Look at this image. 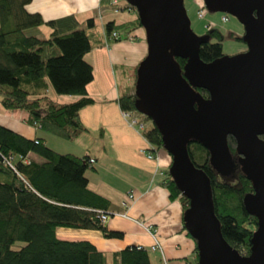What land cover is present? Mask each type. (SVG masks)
I'll list each match as a JSON object with an SVG mask.
<instances>
[{"label":"trees","instance_id":"trees-1","mask_svg":"<svg viewBox=\"0 0 264 264\" xmlns=\"http://www.w3.org/2000/svg\"><path fill=\"white\" fill-rule=\"evenodd\" d=\"M31 1L0 0V103L6 111L25 112L27 123L35 129L73 141L86 131L80 119L81 110L93 104L86 90L93 80V68L84 57L93 48L94 19L80 24L73 16H66L45 22L40 14L26 11ZM112 2L114 11L119 12ZM126 8L135 11L128 4ZM42 26L49 30L44 39L37 33ZM137 28H142L138 18L121 25L109 22L104 26V34L111 44L122 39L120 31L129 35ZM206 35L210 40L200 47L199 56L210 63L224 56L222 35L217 29L207 31ZM96 45L101 46L102 42L97 40ZM176 62L181 69L186 64L183 59ZM137 69L134 91L122 94L118 104L121 112L134 114L144 122L141 136L165 153L157 127L135 109ZM49 89L75 100L57 105L48 99ZM196 91L203 98L208 96L204 90ZM227 145L233 169L224 180L211 167L209 152L201 144L189 142L187 151L193 164L210 179L214 213L224 240L239 254L250 257L257 218L247 213L243 200L254 189L240 170L231 136L227 137ZM29 154L38 160L28 159ZM165 154L169 168L171 156ZM92 163L87 156L59 154L44 139H29L0 125V264H107L106 255L91 242L56 237L59 228L97 230L105 239L120 240L124 236L122 232L108 230L99 219L100 214L110 215L109 204L88 186L85 173ZM162 186L171 199L182 204L185 213L188 200L168 173ZM111 264L151 262L145 249L126 247L112 254ZM193 264H197L196 244Z\"/></svg>","mask_w":264,"mask_h":264},{"label":"water","instance_id":"water-1","mask_svg":"<svg viewBox=\"0 0 264 264\" xmlns=\"http://www.w3.org/2000/svg\"><path fill=\"white\" fill-rule=\"evenodd\" d=\"M125 1L135 9L147 45L136 72L135 109L157 127L171 156L168 174L188 200L183 221L196 244L197 264H264V0H202L209 12L238 21L246 45L244 52L210 63L199 56L210 37L192 31L184 0ZM176 59L186 61L183 69ZM228 136L254 189L243 200L247 213L257 218L250 257L224 240L210 179L187 151L189 142L201 144L213 170L228 177L233 169Z\"/></svg>","mask_w":264,"mask_h":264},{"label":"crops","instance_id":"crops-1","mask_svg":"<svg viewBox=\"0 0 264 264\" xmlns=\"http://www.w3.org/2000/svg\"><path fill=\"white\" fill-rule=\"evenodd\" d=\"M112 0H32L26 6L29 13L40 14L45 22L73 16L80 24L94 19L96 31L92 34L93 48L84 57L93 68V80L87 94L93 104L82 109L80 119L86 128L73 141H65L35 129L27 123L23 111H6L0 103V125L29 139H44L45 144L59 154L87 156L93 163L85 176L91 191L108 201L110 214L126 213L131 219L111 216L106 228L123 233L122 239H105L97 230H56V237L63 241H89L107 257L111 264L113 253L126 247L148 251L151 264H160L158 251L151 252L152 238L133 220L151 227L162 247L168 264H193L194 241L184 227V210L178 200L169 197L162 186L163 177L156 175V163L148 160L141 150L147 149L141 134L131 129L121 117L118 99L128 92L134 72L147 54L144 30L135 29L131 34L119 33L120 41L109 43L104 26L113 22L121 25L136 20L135 11L126 8L125 0H116L119 12L111 6ZM38 36L49 34L42 26ZM131 38V39H129ZM97 40L102 42L96 45ZM47 97L57 105L75 100L58 96L51 89ZM160 168L168 169V156L160 151ZM28 159L38 160L34 154ZM132 198L129 199L128 196ZM126 203L127 208L123 206Z\"/></svg>","mask_w":264,"mask_h":264},{"label":"rangeland","instance_id":"rangeland-1","mask_svg":"<svg viewBox=\"0 0 264 264\" xmlns=\"http://www.w3.org/2000/svg\"><path fill=\"white\" fill-rule=\"evenodd\" d=\"M184 6L191 23V29L195 35L198 37L205 36L206 32L212 29H217L221 33L222 53L224 56L233 57L246 50V45L242 40L243 27L236 19L230 17L227 23H223V14L209 12L202 0H184ZM199 13L201 17H199ZM96 29L95 26L93 30L96 31ZM39 38L44 39L45 36L41 35ZM133 86L134 83L132 82L127 93L134 91ZM219 179L224 180L222 176H219ZM230 182L232 183V181Z\"/></svg>","mask_w":264,"mask_h":264},{"label":"built area","instance_id":"built-area-1","mask_svg":"<svg viewBox=\"0 0 264 264\" xmlns=\"http://www.w3.org/2000/svg\"><path fill=\"white\" fill-rule=\"evenodd\" d=\"M113 4H116V0H113L112 2ZM199 17H201V14L199 13ZM229 21V17L227 15H223L222 16V22L223 23H227ZM113 37H117L115 34H113ZM121 116L123 118V120L127 123V125L135 130L137 133L141 134L142 130L145 128V124L144 122H141L140 119H138V117L134 114H131L129 112H121ZM144 138V137H143ZM146 144H147V149L146 150H141V152L143 153V155L150 161H154L157 165L156 167V171L155 174L156 175H160L161 177L165 178L166 177V173L164 171L161 170V166H160V158L158 156L159 151L156 150L151 144H149L146 140H145ZM92 162V161H91ZM129 199L132 198L131 195L128 196ZM123 206L125 208H127L126 203L123 204ZM111 216H119L125 219H129L131 220L126 213H122V214H100L99 219L101 221V223L103 225H106V223L108 222L109 218ZM133 222L137 223L138 225H140L142 228L145 229V231L150 235V237L152 238L153 241V245L150 248L151 252H155L158 251L161 254L162 257V264H168L164 254H163V250L162 247L160 246L155 233L152 231L151 227H147L145 226L143 223L133 220Z\"/></svg>","mask_w":264,"mask_h":264},{"label":"flooded vegetation","instance_id":"flooded-vegetation-1","mask_svg":"<svg viewBox=\"0 0 264 264\" xmlns=\"http://www.w3.org/2000/svg\"><path fill=\"white\" fill-rule=\"evenodd\" d=\"M207 98H208V96H205V97H204V99H207Z\"/></svg>","mask_w":264,"mask_h":264}]
</instances>
